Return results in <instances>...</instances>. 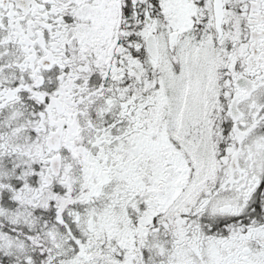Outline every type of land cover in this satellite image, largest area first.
Instances as JSON below:
<instances>
[{"label": "snow or ice", "instance_id": "1", "mask_svg": "<svg viewBox=\"0 0 264 264\" xmlns=\"http://www.w3.org/2000/svg\"><path fill=\"white\" fill-rule=\"evenodd\" d=\"M0 264H264V0H0Z\"/></svg>", "mask_w": 264, "mask_h": 264}]
</instances>
